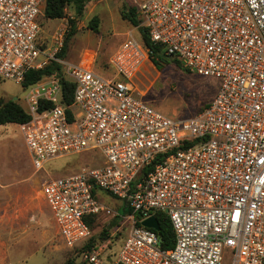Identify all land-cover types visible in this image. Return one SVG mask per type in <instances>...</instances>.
<instances>
[{
	"label": "built area",
	"instance_id": "2783aa9c",
	"mask_svg": "<svg viewBox=\"0 0 264 264\" xmlns=\"http://www.w3.org/2000/svg\"><path fill=\"white\" fill-rule=\"evenodd\" d=\"M131 1L168 59L220 80L204 109L175 117L135 94L132 78L152 61L144 40L128 34L108 61L115 74L101 75L56 56L61 28L41 41L47 0H0V78L22 82L56 60L74 83L70 105L53 74L28 89L32 117L18 126L33 167L83 153L101 159L43 185L63 242L80 249L99 217L114 214L98 189L126 209L117 212L129 231L116 258L103 256L109 236L74 264H264V0ZM41 99L52 105L41 110ZM158 211L170 219L171 248L142 224Z\"/></svg>",
	"mask_w": 264,
	"mask_h": 264
},
{
	"label": "rangeland",
	"instance_id": "374dc122",
	"mask_svg": "<svg viewBox=\"0 0 264 264\" xmlns=\"http://www.w3.org/2000/svg\"><path fill=\"white\" fill-rule=\"evenodd\" d=\"M128 2L89 0L81 15L76 14L73 5H68L65 17L57 20L44 18L41 41H50L58 28L63 30L65 40L71 25L75 24L77 32L69 41L66 56L58 58L86 66L95 63L96 72L113 75L115 68L108 61L126 35L133 31V36L143 42L139 27L135 28L122 17L123 6ZM95 16L99 19L97 31L89 26ZM122 30L127 33H117ZM177 63L168 59L157 68L152 61H147L132 82L136 95L166 114L188 116L200 111L211 100L220 80L189 72ZM29 88H25L22 82L0 78V99L5 102L16 98L28 109L26 95ZM20 133L16 124H0V139L2 136L9 138L4 146L0 141V264H63L72 258L79 261L78 249L68 248L63 242L42 190L44 183L52 177L75 172L84 164L99 165V154L83 153L56 158L41 170H36ZM97 194L114 211L112 215L99 217L95 227V232L106 229L112 236L109 241L105 239L107 247L103 253L104 258L111 260L121 250L129 228L125 221L117 218V212L122 211V200L100 189Z\"/></svg>",
	"mask_w": 264,
	"mask_h": 264
},
{
	"label": "trees",
	"instance_id": "16d2710c",
	"mask_svg": "<svg viewBox=\"0 0 264 264\" xmlns=\"http://www.w3.org/2000/svg\"><path fill=\"white\" fill-rule=\"evenodd\" d=\"M89 0H47L45 5V17L50 19H57L63 18L66 14V7L68 5H73L77 15H81L84 11L86 3ZM122 17L129 20L133 25L139 26V19L136 15V7L134 5H124L122 9ZM98 17L95 16L90 21L89 26L93 30H98ZM139 30L142 34L143 40L147 48L149 49V55L152 62L155 64L157 68H160L163 61L168 60V58L164 55L163 47L160 44L154 43L151 41L146 29L144 27L139 26ZM77 32V27L75 24H72L70 30L67 32L65 36V40L63 43L62 48L57 53V57L64 58L66 56V52L68 49L69 41L71 40L72 36ZM181 67L184 70L189 71L182 63H180ZM177 63V64H178ZM190 72V71H189ZM56 75L59 78V81L62 86V97L63 101L70 105L73 100V91H74V83L68 79L63 72V66L60 62L56 60H51L48 64L39 67V68H31L25 73L24 80L22 81V85L27 88L32 84L38 82L41 78L46 75ZM0 105V124L6 123H24L31 119V114L25 109L19 102L16 100L10 99L3 102ZM52 105L51 101L41 99L39 102V108L45 109L49 108ZM208 106V103L202 108L204 109ZM200 109V110H202ZM195 141H185L183 145H187L190 143H194ZM158 158V157H157ZM156 158L153 160L151 164L148 165V169H151L155 162ZM126 212L124 206H122V213ZM156 217L160 224V230L157 232L160 240V245L162 248H171L174 246L175 242V235L174 231L170 222L169 217L164 212H156ZM119 218V217H117ZM117 220V219H116ZM91 226L95 227L94 219H90ZM109 237V234L106 229L102 230L100 233L95 232L94 235L90 238V240L85 243L79 250L91 248L96 242L101 240H105ZM75 260L68 259L63 264H74Z\"/></svg>",
	"mask_w": 264,
	"mask_h": 264
},
{
	"label": "crops",
	"instance_id": "0c3cea01",
	"mask_svg": "<svg viewBox=\"0 0 264 264\" xmlns=\"http://www.w3.org/2000/svg\"><path fill=\"white\" fill-rule=\"evenodd\" d=\"M128 3H129V4H128L129 6H132V5H133L131 0H129ZM136 12H137V11H136ZM45 18H47V17H45ZM47 19H50V18H47ZM51 20H57V19H51ZM126 20H127V19H126ZM131 24H132V23H131ZM134 26H135V25H134ZM136 27H138V26H135V28H136ZM132 32H133V31H132ZM132 32H131L130 34H132ZM117 33H119L120 35H124V34H126L127 32L125 33V31L122 30V31L117 32ZM132 35H133V34H132ZM127 36H128V35H126V37H127ZM126 37H125V38H126ZM124 40H125V39H124ZM124 40H123V41H124ZM116 41H119V40H116ZM89 66L92 67V68H95V67L97 68V66H96L95 63H91ZM97 69H98V68H97ZM98 73H99V72H98ZM101 75H103V74H101ZM104 75H105V76H110V75H108V74H107V75L104 74ZM135 76H137V74H136ZM135 76H134V77H135ZM133 86H134V84H133ZM13 124L18 125V123H13ZM20 134L23 136L22 133H20ZM23 138H24V137H23ZM6 140L9 141V138L6 137V136H2V137H1L0 141L3 143V144H2L3 146L5 145V141H6ZM27 148H28V147H27ZM28 150H29V149H28ZM29 153H30V151H29ZM30 157H31V153H30ZM31 161H32V157H31ZM32 165H33V164H32ZM42 193H43V191H42ZM121 209H122V207H121ZM121 209H120V210H121ZM120 212H121V211H120Z\"/></svg>",
	"mask_w": 264,
	"mask_h": 264
},
{
	"label": "water",
	"instance_id": "95a60500",
	"mask_svg": "<svg viewBox=\"0 0 264 264\" xmlns=\"http://www.w3.org/2000/svg\"><path fill=\"white\" fill-rule=\"evenodd\" d=\"M13 100H16V98L13 99ZM137 216L141 217V214H140V213H137ZM142 224H143L144 226H147V227L153 228V229H155V230H157V231L160 230V224H159V221H158L157 217L154 216V215H152V216H150V217H148V218H146V219H143V220H142Z\"/></svg>",
	"mask_w": 264,
	"mask_h": 264
}]
</instances>
